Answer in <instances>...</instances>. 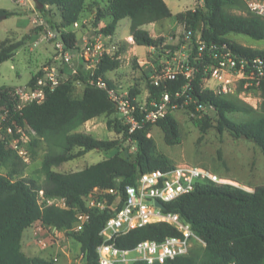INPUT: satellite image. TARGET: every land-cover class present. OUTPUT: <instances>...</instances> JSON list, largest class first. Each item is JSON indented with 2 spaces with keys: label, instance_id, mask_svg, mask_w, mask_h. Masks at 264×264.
Wrapping results in <instances>:
<instances>
[{
  "label": "trees",
  "instance_id": "obj_1",
  "mask_svg": "<svg viewBox=\"0 0 264 264\" xmlns=\"http://www.w3.org/2000/svg\"><path fill=\"white\" fill-rule=\"evenodd\" d=\"M87 0H38L42 14L49 6H57L61 11V24L48 22L60 36L65 51L76 53L79 42L76 31L68 26L79 22ZM43 4L39 7V4ZM230 9L245 10L243 0H203L192 10L179 12L176 20L187 30H201L200 38L208 45L226 44L238 58L262 57L264 50L244 46L234 41L232 34L243 35L253 41H264V23L254 17L230 13ZM11 13L0 9V16ZM172 12L165 0H108L105 7L97 8L95 26L101 17H109V22L96 29L95 33L113 34L118 22L126 17L132 20V38L135 44L158 46L163 38L151 36L144 25L170 17ZM196 46V37L193 36ZM18 45L0 48V62L11 59ZM195 51L193 52V55ZM119 60L105 54L94 71L86 70L81 64L78 73L56 84L46 91L41 102L32 101L18 107L19 94L13 87H0V125L9 127L20 141L18 127L28 125L35 137L42 138L47 149L40 168L44 175L42 184L33 178H16L24 168L14 146L8 141H0V160L4 166L10 162L7 175L0 173V264H51L42 256H30L22 249L25 229L38 223L49 228V232L73 228L79 220H85L79 231L70 237L81 244L85 264H102L97 248L102 243L101 231L105 222L113 217L126 200V186L134 185L145 174L163 173L175 166L164 153L156 149L150 134L152 126H158L168 145L182 142V133L174 112L159 116L154 123L144 128L130 130L121 117L108 120L107 124L118 134L136 142L137 150L133 158L115 152L111 156L89 164L80 170L62 172L58 168L66 162L80 158L93 150H113L118 148V140L97 139L91 134L79 131L86 121L118 112L116 102L106 88L98 85L106 72L116 69ZM250 71V68L247 69ZM42 72L32 80L36 83ZM203 70L196 74L192 83V94L201 103L215 106L213 117H197L194 123L202 131L216 122L219 131H228L235 138L245 135L253 140L264 154V109L252 110L248 104L236 97H222L213 90L202 86ZM75 80L84 83L81 97L72 95ZM113 88L110 80H104ZM188 81L184 75H174L161 81L160 85H148L149 98L143 108L136 99L139 89L132 87L129 96L138 106L139 114L151 109L150 102H158L163 94L175 93ZM246 82V80H242ZM256 94L264 98V76L261 77ZM182 103V99H179ZM186 109H193V105ZM230 113L246 116L240 122L229 117ZM137 114L138 116H140ZM212 119V120H210ZM34 144V143H32ZM104 191V198L96 194ZM43 192L40 199L38 194ZM94 195L96 204H89ZM165 212L178 213L189 223L194 233L205 243L200 249L193 248L186 255L175 259L138 260L131 264H264V184L247 190L230 183L212 180H198L184 194L165 203ZM54 229V230H53ZM53 233V232H52ZM169 236H181L179 230L168 222L148 223L135 227L119 235L115 245L132 249L139 242L161 243Z\"/></svg>",
  "mask_w": 264,
  "mask_h": 264
},
{
  "label": "rangeland",
  "instance_id": "obj_2",
  "mask_svg": "<svg viewBox=\"0 0 264 264\" xmlns=\"http://www.w3.org/2000/svg\"><path fill=\"white\" fill-rule=\"evenodd\" d=\"M107 1L87 0L79 20V27L71 25L61 29L75 30L78 38L81 37V39L83 36L93 35L96 29L103 27L110 20L108 16H103L99 19L98 26H95L97 8L105 7ZM165 2L172 15L164 20L144 25V28L149 33L152 32L155 38H163L162 44L155 48L135 44L132 38V20L126 17L118 22L113 37L103 46L105 54L119 60V66L106 72L104 80H110L113 83V89L118 94H129L132 87H137L139 89L137 100L141 106H146L148 102L150 96L148 85L151 83L152 76L156 72L159 73L163 64L168 60L173 62L182 52H190L187 41L183 39L184 25L176 20V15L179 12L196 9L203 1L165 0ZM0 9L11 13L5 18H0V48L18 45L11 59L0 62V87L15 88L19 94L18 107L22 108L24 104L34 101L41 89L46 93L45 88L31 83L39 72H42L38 76L41 78L47 75V71L53 67L55 80L59 83L77 74L75 70L78 72L81 59L79 57L70 60L64 58L60 50V36H51L48 32H55L49 20L57 26L62 22L61 11L57 6H49L48 11L42 14L35 0H0ZM238 13L245 16L243 11ZM230 37L246 46L252 44L254 45L252 48L264 50V41H253L237 34H232ZM168 48L171 52H167ZM217 83L218 81L211 77L205 79L202 86L206 89L215 88ZM237 84L240 89L246 87L243 81L239 80ZM83 91L84 83L75 80L72 95L81 97ZM246 104L252 107V110L264 109V103L260 101ZM173 112L181 128L182 142L177 145H168L164 140L162 130L158 126H152L150 134L157 150L166 154L175 164L188 163L207 168L220 179L226 180L222 182H228L247 190H253L255 186L264 184V154L253 140L246 137L235 138L226 130L219 131L216 122L212 119L210 120L214 125L202 131L194 120L197 117H213L211 112H198L185 108ZM120 116V111L111 115H101L86 121L78 128L79 131L87 132L97 139H116L119 142L118 148L108 151L93 150L80 158L64 163L58 170L62 172L80 170L89 164L106 159L115 152L133 158L137 150L136 142L125 138L123 134H118L107 124L108 120ZM229 117L238 122L246 118L245 115L239 113H230ZM18 128L21 133L20 141L15 138L9 127L0 125V141L10 142L24 162V168L15 177L33 178L38 184H42L44 175L40 172V168L47 144L42 138L35 137L28 125ZM12 167L10 162L4 166L0 160L1 174L7 175ZM96 194L104 198L105 192L99 190ZM38 196L41 199L43 192L40 191ZM94 198V195H90L89 204L98 203ZM84 220L85 218L82 217L73 228L55 230V232L52 231L53 233L49 232V228L46 227L41 231L39 222L34 224L25 230L28 232L24 239L26 253L30 256H42L51 264H85L80 243L69 236L80 230ZM46 235L50 239L46 241L47 246L44 245L46 246L44 249L41 243H44L43 237ZM70 238L72 239L67 244L66 240ZM28 244L32 245L28 246ZM201 245L203 244L193 241L192 248L197 250L202 247ZM157 253L155 251L153 255ZM54 256L57 261L52 259Z\"/></svg>",
  "mask_w": 264,
  "mask_h": 264
},
{
  "label": "built area",
  "instance_id": "obj_3",
  "mask_svg": "<svg viewBox=\"0 0 264 264\" xmlns=\"http://www.w3.org/2000/svg\"><path fill=\"white\" fill-rule=\"evenodd\" d=\"M243 1L246 4V9L243 10L245 16L257 18L264 23V0ZM73 25L79 27V22H74ZM48 32L51 36L57 35L55 32ZM183 33V39L187 41L190 52H182L173 62L168 60L163 64L160 72H156L152 76L151 83L158 86L162 80L174 75H184L188 81L175 93L163 94L158 102H150L151 109L145 114H139L138 106L133 103L129 94H118L113 88H109L103 79L99 78L98 85L108 90L110 97L117 104L118 111L121 112L122 121L129 126L131 131L144 128L148 124L154 123L159 116L177 109H186L190 105H193L195 111L214 114L215 106L212 103H201L191 93L194 89L192 80L201 69L204 74L202 83L211 77L218 81L215 88H209L217 95L222 97L237 96L244 103H251L252 101L264 103V98L256 94V88L259 86L261 77L264 76V59L262 57L238 58L226 44L213 43L208 45L195 32L187 30L185 27ZM194 35L197 49H195L193 40ZM112 37L113 34L104 33L86 35L83 36V39L80 37L76 45L78 47L76 53L65 51L61 41L60 50L67 60L79 57L86 70L94 71L105 56L103 47L105 42H109ZM242 45L246 46L244 43ZM249 46L254 47L252 44ZM151 47L155 48L154 46ZM194 51L195 54L193 55ZM167 52H171V49L168 48ZM248 68L250 71H247ZM53 71L54 68L51 67L47 71V75L38 78L36 86L45 88L46 91L52 90L58 83ZM75 72L78 73L76 70ZM239 80H246V87L240 89L237 84ZM45 96L46 93L41 89L34 101L41 102ZM135 99L138 101L136 97ZM179 99H182V103L179 102ZM142 107L145 108V106ZM202 179L215 182L226 181L220 179L207 168L183 163L175 165L163 173L142 175L134 185H127L125 189L126 200L123 206L105 222L101 231L103 241L98 246L97 251L102 264H131L138 260L175 259L178 256L188 254L193 247V241L205 245L194 233L191 225L183 221L178 213L165 212V209L155 204L156 200L163 204L175 200ZM154 222H168L179 230L181 236H169L161 243L142 241L132 249L120 248L115 245L114 240L119 235L135 227ZM44 228L41 226V231ZM155 251L158 253L153 255Z\"/></svg>",
  "mask_w": 264,
  "mask_h": 264
},
{
  "label": "crops",
  "instance_id": "obj_4",
  "mask_svg": "<svg viewBox=\"0 0 264 264\" xmlns=\"http://www.w3.org/2000/svg\"><path fill=\"white\" fill-rule=\"evenodd\" d=\"M230 11V13L231 14H235V15H241L240 13H238L239 12V10L238 9H230L229 10ZM243 11V10H242ZM164 20V19H163ZM196 35L197 36H200V34H201V30L200 29H197L196 30ZM150 34H151V36H153L154 37V35H152L153 33L152 32H150ZM232 97H236V98H238V99H240L239 97H237V96H232ZM241 100V99H240ZM179 164H183V163H179ZM179 164H175V165H179ZM26 230V229H25ZM24 230V232H23V238H22V249H23V251L26 253V248H25V244H24V239L26 238V235H27V233L28 232H26ZM41 236H42V234H41ZM31 238H32V236H31ZM40 238V237H39ZM44 238V243H41V246H43L44 247V249H46V241L47 240H49L50 238H48V235H46L45 237H43ZM48 238V239H47ZM72 238H70V239H68V240H66V243L67 244H69V240H71ZM74 239V238H73ZM32 241H33V239H31ZM80 243V242H79ZM32 244H28V246H31ZM44 245H46V246H44ZM81 245V244H80ZM43 247H41V248H43ZM48 248V247H47ZM45 251V250H44ZM27 254V253H26ZM52 259H55V261H57V259H56V257L54 256Z\"/></svg>",
  "mask_w": 264,
  "mask_h": 264
},
{
  "label": "water",
  "instance_id": "obj_5",
  "mask_svg": "<svg viewBox=\"0 0 264 264\" xmlns=\"http://www.w3.org/2000/svg\"><path fill=\"white\" fill-rule=\"evenodd\" d=\"M35 2L37 3L38 2V0H35ZM43 6V4H39V7H42ZM6 17V15H2L0 18H5ZM242 137H246L245 135H242ZM155 204L157 205V206H159V207H161V208H163V209H165V204H163L162 202H160L159 200H156L155 201Z\"/></svg>",
  "mask_w": 264,
  "mask_h": 264
}]
</instances>
